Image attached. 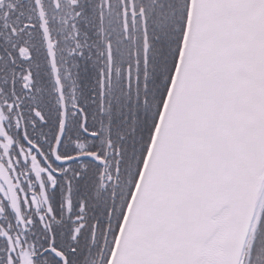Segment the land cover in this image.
Segmentation results:
<instances>
[{"label": "snow or ice", "instance_id": "obj_1", "mask_svg": "<svg viewBox=\"0 0 264 264\" xmlns=\"http://www.w3.org/2000/svg\"><path fill=\"white\" fill-rule=\"evenodd\" d=\"M0 264H264V0H0Z\"/></svg>", "mask_w": 264, "mask_h": 264}]
</instances>
